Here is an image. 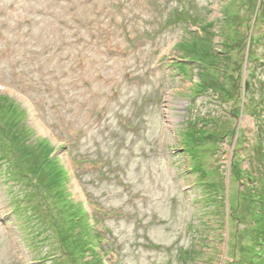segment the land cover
<instances>
[{"label": "rangeland", "instance_id": "1", "mask_svg": "<svg viewBox=\"0 0 264 264\" xmlns=\"http://www.w3.org/2000/svg\"><path fill=\"white\" fill-rule=\"evenodd\" d=\"M0 83L67 176L0 140V264L249 263L264 0H0Z\"/></svg>", "mask_w": 264, "mask_h": 264}, {"label": "trees", "instance_id": "2", "mask_svg": "<svg viewBox=\"0 0 264 264\" xmlns=\"http://www.w3.org/2000/svg\"><path fill=\"white\" fill-rule=\"evenodd\" d=\"M211 23L212 22H210V25ZM0 98L3 97L0 96ZM5 98L8 99L7 97ZM0 111L5 113L7 119L6 127L2 125L0 128V140H2L3 138L8 139L12 143L14 150L16 147V149L18 148L19 150H21V153L29 151L27 153L28 158L29 156H31V152L35 154V156L37 155L43 158L42 163L37 162V164L33 166V171L36 173L37 178H39L41 181L43 175H48L51 183L56 184V187L57 185L60 187L57 190V195H61L62 189L60 182H62L63 179H67V176H66V170L60 164L59 159L58 158L55 159V156H53L55 149H53V147L44 148L43 146H40L38 144L37 147L35 146V144H33L32 146L29 145L28 142L30 140L32 141L33 133L31 129H29L25 124H22L23 120L25 119L26 112L23 108L17 106L13 100L6 101L5 105H0ZM1 148H2L1 152L7 156L8 150L4 147L3 144H1ZM5 155L1 156L0 158L6 157ZM30 158L34 159L35 157L33 156ZM49 158L51 159L49 160ZM76 217L78 218L77 215ZM78 221L79 220L77 219V222ZM256 223H257L256 226L257 229H255L254 231L255 237L252 238V244L254 246L259 245L260 249L259 248L256 249V247L254 246L249 248L251 258L248 264H264V255H263L264 254V221H261L260 223L256 221ZM67 228L68 231H70L71 227L68 226ZM75 235L76 233L74 234V236ZM80 235L82 236L81 232ZM88 251L89 250H87V252Z\"/></svg>", "mask_w": 264, "mask_h": 264}, {"label": "bare ground", "instance_id": "3", "mask_svg": "<svg viewBox=\"0 0 264 264\" xmlns=\"http://www.w3.org/2000/svg\"><path fill=\"white\" fill-rule=\"evenodd\" d=\"M94 26L96 27L97 26V22H95V24H94ZM43 34V33H42ZM42 34H41V36H42ZM93 35H94V37H93V39H92V41H91V46H94L95 47V45L97 44V45H100V38L98 39V37H99V33L97 32V29H95V31L93 32ZM43 38H40L41 40H43V41H45V38H44V36H42ZM96 48V47H95ZM198 50L199 51H201V47H199L198 48ZM80 53H81V51H80Z\"/></svg>", "mask_w": 264, "mask_h": 264}]
</instances>
